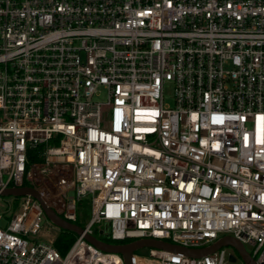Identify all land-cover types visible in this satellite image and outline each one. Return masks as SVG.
<instances>
[{
	"label": "built area",
	"instance_id": "1",
	"mask_svg": "<svg viewBox=\"0 0 264 264\" xmlns=\"http://www.w3.org/2000/svg\"><path fill=\"white\" fill-rule=\"evenodd\" d=\"M10 187L75 223L91 195L92 218L62 254L54 239L29 241L46 215L20 196L0 225V264H126L85 237L103 233L189 248L230 235L264 264V0H0V191ZM228 261V246L132 255Z\"/></svg>",
	"mask_w": 264,
	"mask_h": 264
},
{
	"label": "water",
	"instance_id": "2",
	"mask_svg": "<svg viewBox=\"0 0 264 264\" xmlns=\"http://www.w3.org/2000/svg\"><path fill=\"white\" fill-rule=\"evenodd\" d=\"M0 193L1 195H13L16 197L28 195V194L32 195L41 202L46 217L54 225H56L61 229L74 231L78 235H81L84 232V228L81 225L65 219L55 208L49 205L34 188L10 187L3 189L2 191H0ZM103 227L100 231L101 233L103 231ZM85 237L89 242L94 244L96 247L102 249L103 251L120 253L123 256L126 264H133L132 263L133 253L142 248H161L191 257H200L205 254L212 253L222 246L234 247L239 252V255L244 259L246 263L256 264L255 260L246 250L244 244L237 238L230 235H225L220 239H218L213 244L202 248H189L156 238H141L126 243H112L107 240V235L105 233H103L101 237H98L94 234H87ZM231 258L235 259V257L233 256H231Z\"/></svg>",
	"mask_w": 264,
	"mask_h": 264
},
{
	"label": "rangeland",
	"instance_id": "3",
	"mask_svg": "<svg viewBox=\"0 0 264 264\" xmlns=\"http://www.w3.org/2000/svg\"><path fill=\"white\" fill-rule=\"evenodd\" d=\"M173 90L174 86L172 83H166L164 87V93L166 97V102L169 104L173 103ZM101 97H103L101 95ZM21 197H14L13 195H0V210L7 211L5 219H2L0 222L1 226H5L8 220L12 217V215L20 209L21 206ZM92 218V205H91V195L84 196L82 200L78 202L77 205V224L82 227L85 226ZM42 230L38 235H36V239H32V237H28L29 241H43L56 238L62 231H67V236H74L77 238L78 234L71 230L61 229L54 225L46 216L43 219ZM63 233V236H65ZM76 240V239H75ZM127 242V241H126ZM247 249L249 251L254 250V247L250 244H247ZM148 248H142L137 250V253H146ZM229 251H233L237 256V261L231 262L228 261V264H245L244 259L239 255V252L232 246H228ZM63 254V253H62Z\"/></svg>",
	"mask_w": 264,
	"mask_h": 264
},
{
	"label": "trees",
	"instance_id": "4",
	"mask_svg": "<svg viewBox=\"0 0 264 264\" xmlns=\"http://www.w3.org/2000/svg\"><path fill=\"white\" fill-rule=\"evenodd\" d=\"M63 233L68 234L67 231H62L56 238H54V245L56 246V248L63 254H66V252L69 250V248L71 247V245L73 244V242L75 241L76 237L74 236H67L65 234V236H63ZM109 242H111L112 240L109 238L107 239Z\"/></svg>",
	"mask_w": 264,
	"mask_h": 264
}]
</instances>
